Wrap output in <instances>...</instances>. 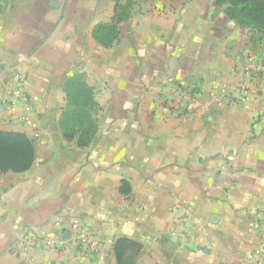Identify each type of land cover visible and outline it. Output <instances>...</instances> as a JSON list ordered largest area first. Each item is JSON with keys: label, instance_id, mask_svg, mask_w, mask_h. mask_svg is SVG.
Segmentation results:
<instances>
[{"label": "crops", "instance_id": "obj_1", "mask_svg": "<svg viewBox=\"0 0 264 264\" xmlns=\"http://www.w3.org/2000/svg\"><path fill=\"white\" fill-rule=\"evenodd\" d=\"M98 1L0 0V130L28 137L8 106L24 71L41 133L27 170L0 171V264H118L120 239L138 247L121 264H264V75L256 95L235 87L261 51L214 0H152L103 46L114 5L103 17ZM75 74L95 104L85 145L59 125ZM221 83L229 101L207 93ZM175 86L201 89L205 111L174 117ZM73 222L93 246L76 248Z\"/></svg>", "mask_w": 264, "mask_h": 264}, {"label": "trees", "instance_id": "obj_2", "mask_svg": "<svg viewBox=\"0 0 264 264\" xmlns=\"http://www.w3.org/2000/svg\"><path fill=\"white\" fill-rule=\"evenodd\" d=\"M114 0V17L110 24H99L95 27L93 36L103 46H108L118 37L116 23L129 15L130 0L125 4ZM215 4L227 2L225 14L237 25L253 32H264V0H214ZM64 91L67 107L61 115L59 125L66 139L77 138L79 145L87 144L95 130L93 118V92L80 74L68 77ZM92 111V112H91ZM34 160V146L29 138L21 132L0 130V171L22 172L27 170ZM130 245L138 248L124 239L116 242L113 248L118 264ZM137 250V249H135ZM125 264V263H123Z\"/></svg>", "mask_w": 264, "mask_h": 264}, {"label": "built area", "instance_id": "obj_3", "mask_svg": "<svg viewBox=\"0 0 264 264\" xmlns=\"http://www.w3.org/2000/svg\"><path fill=\"white\" fill-rule=\"evenodd\" d=\"M240 68L237 72L238 81H236L235 87L246 94L253 92L256 95L259 81L264 75V63L257 60L254 53L247 52ZM25 78L26 74L24 71H18L8 106L14 107L18 105L21 107L22 115L20 121L27 126L29 140L33 146H36L41 141V133L37 124L33 121V107L23 88ZM227 87L228 85L224 83L213 84L207 93L213 100L229 101L230 95ZM202 92L201 89L195 87H171L166 91V106L170 113L178 119L185 118L187 115L194 114L200 110L205 111L204 107L201 108L199 104V97ZM70 235L76 248L84 249L94 245L92 237L83 225L78 222H73L70 225ZM47 244H51L53 248L52 243Z\"/></svg>", "mask_w": 264, "mask_h": 264}, {"label": "rangeland", "instance_id": "obj_4", "mask_svg": "<svg viewBox=\"0 0 264 264\" xmlns=\"http://www.w3.org/2000/svg\"><path fill=\"white\" fill-rule=\"evenodd\" d=\"M150 1H152V0H130L129 3L131 5H130L129 13L133 12L134 14H141L142 11L147 10ZM154 1H156V0H154ZM119 3L125 4L126 0H120ZM113 5H114V0H99L97 3V7H96L95 11L100 10L101 14H103V17H106L107 12L110 11V9L112 8ZM226 7H227V2H224L222 4H215L214 7L209 6L207 8V10H208V12H211L212 14H216V15L220 14L222 17L227 18L226 14H225V8ZM88 16H89V14H88ZM227 20H228V18H227ZM228 21H230V20H228ZM230 22H231L232 26H234L236 24L234 21H230ZM241 28H243V27H241ZM243 29L247 31V33H248L247 36L249 37L250 42L252 44L257 45L258 51H261L260 53H264V32L259 33V32L250 31L247 28H243ZM249 50H250V48H249ZM253 52L255 53L256 57L260 58L261 62L264 63V57L261 58L260 53H258L257 51H253ZM258 264H260V263L258 262Z\"/></svg>", "mask_w": 264, "mask_h": 264}]
</instances>
